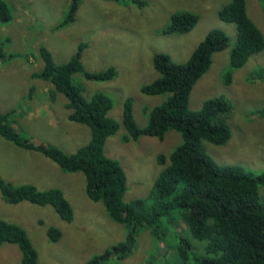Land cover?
<instances>
[{"label": "rangeland", "instance_id": "rangeland-1", "mask_svg": "<svg viewBox=\"0 0 264 264\" xmlns=\"http://www.w3.org/2000/svg\"><path fill=\"white\" fill-rule=\"evenodd\" d=\"M142 1L143 4L132 0H83L76 20L54 34L53 28L69 12L70 0H18L15 22L0 23V42L9 36L6 50L17 54L0 61V112L11 111L18 132L35 143H50L68 153L86 144L91 129L68 118L67 97L60 93L52 98L51 81L32 75L45 65L39 52L42 46L51 50L57 63H65L81 42L87 44L83 53L86 69L115 67L116 74L110 80H90L76 73L74 82L83 86L87 98L104 92L112 99L109 116L119 122L120 128L108 138L105 152L119 159L126 170L125 200L146 197L163 168L160 156L170 155L182 137L172 130L164 139L148 135L129 139L124 101L129 97L133 100L135 121L140 127L147 126V111L169 96L141 90L160 76L154 64L155 54L164 53L176 63L185 62L211 29L220 28L227 33L230 45L214 54L211 67L197 80L190 108L197 110L209 98L224 97L233 107L226 118L232 136L223 145L205 142L207 153L220 165L239 164L255 172L264 171V50L243 66H233L231 51L237 42V26L219 16V10L230 0ZM247 8L264 34V0H247ZM181 12L196 13V26L185 32H167L173 14ZM27 21L31 22V33L25 32ZM0 176L14 184L32 183L41 189L59 187L73 205L74 220L65 221L52 205L41 206L28 200L7 202L0 188V218L27 229L39 264H85L94 254L126 238L125 226L110 218L102 201L88 196L83 172H64L44 154L22 148L1 134ZM260 193L264 196V186ZM173 220L171 225L162 224V241L145 227L121 264H191L182 259L178 248L187 238L196 247L197 240L182 227L180 218ZM51 225L62 231L57 241L48 236ZM0 264H22L17 244L4 243L0 247Z\"/></svg>", "mask_w": 264, "mask_h": 264}, {"label": "trees", "instance_id": "trees-1", "mask_svg": "<svg viewBox=\"0 0 264 264\" xmlns=\"http://www.w3.org/2000/svg\"><path fill=\"white\" fill-rule=\"evenodd\" d=\"M81 2L70 0L69 12L55 29L74 22ZM219 16L237 26V42L231 51L233 66H243L253 55L264 50V34L250 17L247 0H230L219 10ZM12 18L9 3L0 0V22L6 23ZM198 21L196 13H175L166 31H189ZM5 45V40L0 42V61L17 56L7 52ZM229 45L227 33L213 28L185 62L176 63L167 54H155L154 64L160 76L143 85L141 90L146 94L169 96L147 111V126L140 127L135 121L133 100L129 97L124 101V123L129 139L138 140L142 135L164 139L172 130L182 137V142L170 155L160 156L163 168L146 197L130 201L125 200L128 188L125 168L119 159L105 152L108 138L120 128L119 122L109 116L113 101L104 92L87 98L83 86L74 82L76 73L90 80L113 79L115 67L87 70L82 60L87 47L85 43H80L65 63H57L46 46L40 48L45 65L32 76L51 81L52 98L56 99L60 93L67 97L68 118L90 127L91 138L69 153L50 143H35L18 132L20 129L15 127L11 111L0 112V134L22 148L44 154L64 172H83L88 196L93 201H102L110 218L125 226L124 240L94 254L85 264H121L132 252L145 227L162 241V224L171 225L174 218H180L182 227L197 240L196 247L188 238L181 242L178 252L185 262L264 264V196L260 193L264 186V171L255 172L239 164L220 165L207 153L205 142L223 145L232 136L226 118L233 107L224 97L209 98L197 110L190 108V96L197 80L211 67L214 54ZM261 76L264 79V72ZM0 188L9 203L28 200L41 206L52 205L63 220H74L73 205L59 187L41 189L32 183L14 184L0 176ZM47 233L51 241L62 236V231L55 225L49 226ZM4 243L19 246L22 264H39L37 249L27 229L0 218V247Z\"/></svg>", "mask_w": 264, "mask_h": 264}, {"label": "crops", "instance_id": "crops-1", "mask_svg": "<svg viewBox=\"0 0 264 264\" xmlns=\"http://www.w3.org/2000/svg\"><path fill=\"white\" fill-rule=\"evenodd\" d=\"M8 3H9V6H10V8H11V12H12V15H13V18H12V20L11 21H9V22H6V23H2V22H0L2 25L3 24H9V23H13V22H15V20H16V18H15V16H14V9H16L15 7L17 6V5H20L19 3H18V0H6ZM83 1V0H82ZM76 20V19H75ZM74 20V21H75ZM22 25L24 26V20L22 21ZM31 25V22L30 21H27L26 23H25V29H26V33L27 32H29V33H31V28L30 27H28V26H30ZM58 25V24H57ZM27 26V27H26ZM60 29L61 28H59V29H55V27L53 28V32H55L54 34H56V33H58L59 31H60ZM5 33H7V32H5ZM8 34V33H7ZM10 37L8 36L6 39H5V41L7 42V41H9V45H10ZM82 43V42H81ZM79 46V45H78ZM5 49H7V47L5 46ZM50 50V49H49ZM7 51V50H6ZM8 52V51H7ZM50 52H51V50H50ZM52 53V52H51ZM30 56V55H29ZM52 56H53V54H52ZM31 57V56H30ZM54 58V57H53ZM9 60V59H8ZM83 60V59H82ZM84 64V63H83ZM86 68V67H85ZM7 112V111H6Z\"/></svg>", "mask_w": 264, "mask_h": 264}]
</instances>
